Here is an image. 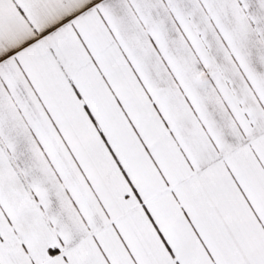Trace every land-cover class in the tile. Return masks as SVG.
Masks as SVG:
<instances>
[{
    "label": "snow or ice",
    "instance_id": "6c2138e0",
    "mask_svg": "<svg viewBox=\"0 0 264 264\" xmlns=\"http://www.w3.org/2000/svg\"><path fill=\"white\" fill-rule=\"evenodd\" d=\"M0 264H264V0H0Z\"/></svg>",
    "mask_w": 264,
    "mask_h": 264
}]
</instances>
